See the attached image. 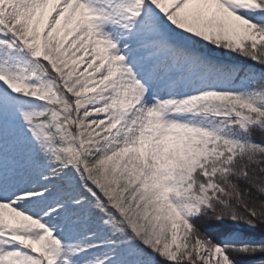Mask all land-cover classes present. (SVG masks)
I'll return each mask as SVG.
<instances>
[{
  "label": "snow or ice",
  "instance_id": "1",
  "mask_svg": "<svg viewBox=\"0 0 264 264\" xmlns=\"http://www.w3.org/2000/svg\"><path fill=\"white\" fill-rule=\"evenodd\" d=\"M0 264H264V0H0Z\"/></svg>",
  "mask_w": 264,
  "mask_h": 264
},
{
  "label": "trees",
  "instance_id": "2",
  "mask_svg": "<svg viewBox=\"0 0 264 264\" xmlns=\"http://www.w3.org/2000/svg\"><path fill=\"white\" fill-rule=\"evenodd\" d=\"M255 135H256V138H257V139H259L260 136H261V134H260L259 132H257Z\"/></svg>",
  "mask_w": 264,
  "mask_h": 264
}]
</instances>
